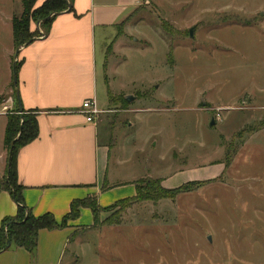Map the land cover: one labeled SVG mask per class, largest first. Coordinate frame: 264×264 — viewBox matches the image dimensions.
<instances>
[{"label":"rangeland","instance_id":"rangeland-1","mask_svg":"<svg viewBox=\"0 0 264 264\" xmlns=\"http://www.w3.org/2000/svg\"><path fill=\"white\" fill-rule=\"evenodd\" d=\"M22 11L21 0H0V90L17 63L11 21ZM95 57L108 181H133L135 195L141 182L177 178L168 190L193 191L127 210L132 197L98 205L99 223L112 226L67 221L63 264H264V129L250 132L264 120V0H144L96 40ZM6 102L0 95V115H16L2 113Z\"/></svg>","mask_w":264,"mask_h":264},{"label":"crops","instance_id":"crops-1","mask_svg":"<svg viewBox=\"0 0 264 264\" xmlns=\"http://www.w3.org/2000/svg\"><path fill=\"white\" fill-rule=\"evenodd\" d=\"M43 1L39 0L38 5ZM142 2L144 0H72L73 12L56 16L48 33L45 32V38L35 40L18 52L20 107L22 113L36 116L38 137L19 151L17 178L24 205L34 217L51 214L60 223L74 200L95 195L98 205L104 208L134 196L129 185L133 181H108L111 136L107 133L105 139H101L100 123H86L79 112L84 101H96L93 83L96 40L107 42L120 23ZM9 70L10 77L3 84L0 95L7 96L6 104L12 108L15 106L14 94L8 83L12 81V67L9 66ZM100 71H104V65ZM106 98L108 104V92ZM105 108L98 109L103 113ZM134 114L141 112L135 110ZM0 118L4 121V135L6 116L0 115ZM4 157L0 179L5 173L6 152ZM161 179L165 189H172L173 182H177L173 181L177 178ZM104 181L109 185L102 193ZM16 211L17 205L10 195L0 192V225L6 218L13 219ZM88 215L91 216L89 210H81V225ZM90 221L88 225L92 224ZM68 236L67 229L42 230L38 233L34 254L10 245L0 253V264H63L70 244ZM64 264H76V259L70 257Z\"/></svg>","mask_w":264,"mask_h":264},{"label":"trees","instance_id":"trees-1","mask_svg":"<svg viewBox=\"0 0 264 264\" xmlns=\"http://www.w3.org/2000/svg\"><path fill=\"white\" fill-rule=\"evenodd\" d=\"M39 0H21L23 11L19 18H13L11 21L12 40L15 52L21 48L32 44V39L38 38L37 31H31V25L39 23V27L48 30L59 14L66 12L68 5L71 6L69 12H73L72 0H44L38 6ZM49 18L48 20H46ZM46 33L43 35L46 36ZM19 63H15L14 71L16 74V84H11L14 94L15 109L17 114L6 117V125L3 135V145L7 149L6 166L4 176L0 179V192H7L14 203L17 205L16 215L13 219L6 218L0 225V253L6 251L7 243L23 249L30 255L34 254L37 247L38 233L42 230L56 231L64 230L67 221H75L80 217V209L89 210L93 227L103 225L112 226L117 224L116 220L107 218L99 223L98 214L102 211L94 196L82 200H74L70 203L69 212L57 223L51 214H45L40 217H34L31 211L24 205L22 199V187L18 185L17 178V156L19 151L25 146L35 141L38 137V124L36 116L33 113H20L17 106V73ZM16 97V98H15ZM264 129V120H262L250 132L261 131ZM245 135L249 132H244ZM17 137V139H16ZM192 184L179 187L178 189L168 190L161 186L160 180H146L141 185L135 186V195L128 201L126 200L122 209L127 210L134 204L139 203H157L161 200H173L177 195L193 191ZM196 185H194L195 187ZM105 181L101 192H105ZM124 207V208H123Z\"/></svg>","mask_w":264,"mask_h":264},{"label":"built area","instance_id":"built-area-1","mask_svg":"<svg viewBox=\"0 0 264 264\" xmlns=\"http://www.w3.org/2000/svg\"><path fill=\"white\" fill-rule=\"evenodd\" d=\"M9 109V106H3L2 113H6ZM79 113L85 117L86 123H94L102 111L98 109L96 101L92 99L82 103Z\"/></svg>","mask_w":264,"mask_h":264},{"label":"water","instance_id":"water-1","mask_svg":"<svg viewBox=\"0 0 264 264\" xmlns=\"http://www.w3.org/2000/svg\"><path fill=\"white\" fill-rule=\"evenodd\" d=\"M70 8H71V6L68 5V9H67L66 12H69ZM48 19H49V18H47L46 20H48ZM38 28H39V23L36 24V29H38ZM194 30H195V28L192 27V28L188 31V35H189V37H190L191 39L193 38ZM43 38H45V35L41 34L40 37L35 38V39H32L30 42L33 43L35 40H41V39H43ZM21 48H23V47H21ZM21 48H19V49L15 52V59H17L18 52L20 51ZM14 66H15V64L12 66V82H13V84H16V74H15V71H14ZM16 99H17V103H18V106H19V112L21 113V112H22V108L20 107V101H19L18 94H17V98H16ZM134 99H135V98L132 97V96H126V97L124 98V100H125L126 103H128V104H130ZM214 125H215V124H214V121L211 120V122H210V126H214ZM208 240L210 241V238H208ZM6 247L9 248V247H10V243H7V246H6Z\"/></svg>","mask_w":264,"mask_h":264}]
</instances>
